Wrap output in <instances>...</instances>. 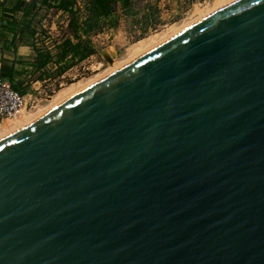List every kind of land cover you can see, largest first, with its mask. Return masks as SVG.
I'll use <instances>...</instances> for the list:
<instances>
[{
  "label": "water",
  "instance_id": "95a60500",
  "mask_svg": "<svg viewBox=\"0 0 264 264\" xmlns=\"http://www.w3.org/2000/svg\"><path fill=\"white\" fill-rule=\"evenodd\" d=\"M0 264H264V0L0 138Z\"/></svg>",
  "mask_w": 264,
  "mask_h": 264
},
{
  "label": "rangeland",
  "instance_id": "374dc122",
  "mask_svg": "<svg viewBox=\"0 0 264 264\" xmlns=\"http://www.w3.org/2000/svg\"><path fill=\"white\" fill-rule=\"evenodd\" d=\"M231 1L233 0H212L209 4L194 3L186 5L182 0H134L136 13L131 15L124 14L122 7L118 5L116 11L110 17L111 21H109V24L105 25L101 31L91 35L95 46L94 53L83 60L77 61L61 74L56 73V68L53 64H48L42 69H36L31 64L35 54L33 46L27 44L30 49L29 55L28 53L27 55H18V62L15 64L18 71L14 74V81L18 87L34 97L45 85L51 82H58L62 74H65L66 78L62 86L47 98L39 100L35 108L26 110L20 115L0 120V138L22 127L76 92L63 99L60 94L68 93L71 90L74 91L75 88L78 89L80 85H84L91 79L103 75L104 72L112 67L129 62L138 54L143 53L145 49H150L162 42L163 40L160 41L161 37L178 29L179 31L183 30L198 21V18H203L210 12L215 11V9L220 8L219 6H224ZM83 4L84 0L78 1L80 8ZM45 18L46 27L39 23L37 30L42 32V28L48 32L46 34L50 38L45 37L46 44L52 47L54 41L60 39L66 33L68 16L66 13H59L57 9L52 8L49 13H45ZM112 21H115L114 25L110 24ZM51 22L53 24L52 28L49 27ZM40 35L42 36L44 33H40ZM39 38L36 39L38 46L41 45ZM166 38L164 37V39ZM4 47V53L12 52L11 48ZM4 47L0 44L1 49ZM6 123H12V125L4 127Z\"/></svg>",
  "mask_w": 264,
  "mask_h": 264
},
{
  "label": "trees",
  "instance_id": "16d2710c",
  "mask_svg": "<svg viewBox=\"0 0 264 264\" xmlns=\"http://www.w3.org/2000/svg\"><path fill=\"white\" fill-rule=\"evenodd\" d=\"M11 3L10 7L6 3H0L1 45L15 52L19 44H31L35 52L31 64L36 69L53 64L57 74L94 53L91 35L109 24L118 5L126 15L136 13L134 0H84L81 8L77 0H13ZM40 8H55L68 16L66 33L54 41L53 48L46 44L45 37L50 38L46 34L48 32L42 28V32L37 30L36 23L40 19L35 20V17L40 14ZM110 24L114 25L115 21ZM40 33L44 35L41 36ZM38 37L41 40L40 46L36 44ZM3 49L5 47L0 48L2 75L11 81L15 89L24 92L14 81V74L18 71L15 66L17 57L3 56Z\"/></svg>",
  "mask_w": 264,
  "mask_h": 264
},
{
  "label": "built area",
  "instance_id": "2783aa9c",
  "mask_svg": "<svg viewBox=\"0 0 264 264\" xmlns=\"http://www.w3.org/2000/svg\"><path fill=\"white\" fill-rule=\"evenodd\" d=\"M212 0H182L186 5L199 3L209 4ZM2 62L0 59V120L10 116L22 114L26 110H31L38 105L39 100L47 98L54 93L66 78L65 74L61 75L58 82H51L45 85L42 90L32 97L27 92H21L15 89L9 79L2 75ZM74 77V76H73Z\"/></svg>",
  "mask_w": 264,
  "mask_h": 264
},
{
  "label": "crops",
  "instance_id": "0c3cea01",
  "mask_svg": "<svg viewBox=\"0 0 264 264\" xmlns=\"http://www.w3.org/2000/svg\"><path fill=\"white\" fill-rule=\"evenodd\" d=\"M13 0H0V3H6V6H8V7H10L11 5H12V2ZM77 1H79V0H77ZM52 8H50V9H48V10H45L44 8H40V11H39V13H42V14H39L38 16H36L37 17V19L39 20L40 19V22H37L36 23V26H37V28H39V23H40V25H42L43 27H46V18H45V13L46 12H48L49 13V11L51 10ZM43 11V12H42ZM59 13L61 12V11H58ZM62 13V12H61ZM36 17H35V20H36ZM39 17V18H38ZM52 26H53V24H52V22L50 23V28H52ZM1 43H2V41H0ZM0 43V44H1ZM27 53H28V55H29V53H30V49H29V46L27 45V44H19L17 47H16V49H15V52H10V53H3V56H6V57H14V56H16L17 58H18V55H24V54H26L27 55ZM0 56H1V54H0Z\"/></svg>",
  "mask_w": 264,
  "mask_h": 264
},
{
  "label": "bare ground",
  "instance_id": "6f19581e",
  "mask_svg": "<svg viewBox=\"0 0 264 264\" xmlns=\"http://www.w3.org/2000/svg\"><path fill=\"white\" fill-rule=\"evenodd\" d=\"M234 1V0H233ZM232 2V1H231ZM229 4V3H228ZM227 5V4H226ZM225 6V5H224ZM220 8L221 7H223V6H219ZM219 9V8H218ZM217 9V10H218ZM216 10V9H215ZM214 12V11H213ZM210 13H212V12H210ZM209 13V14H210ZM201 15V14H200ZM206 15V14H205ZM208 15V14H207ZM196 20H197V18H196ZM198 20H200L199 18H198ZM193 22V21H192ZM190 23V22H189ZM190 26V25H189ZM188 27V26H187ZM186 28V27H185ZM178 31H179V29L178 30H176V31H173V33H171V34H167L166 36H164L165 38L166 37H168V38H170V37H172L173 35H175L174 33H178ZM181 31V30H180ZM179 31V32H180ZM164 37H161L160 38V41H165L166 39H168V38H166V39H164ZM156 38V37H155ZM154 39V38H153ZM153 41V40H152ZM162 41V42H163ZM158 43V42H157ZM161 43V42H160ZM159 43V44H160ZM142 44V43H141ZM144 44V43H143ZM158 45V44H157ZM139 46V45H138ZM150 46H152V45H150ZM148 48V47H147ZM153 48V47H152ZM151 49V48H150ZM149 49H145V51L144 52H146V51H148ZM143 52V51H142ZM143 52V53H144ZM142 54V53H141ZM138 55H140V54H138ZM137 57V56H136ZM130 60V59H129ZM126 64V63H125ZM124 65V64H123ZM122 65H119V66H117V67H112L110 70H108V71H106V72H104V74L103 75H101V76H97L96 78H93V79H91L90 81H88V82H86L84 85L82 84V85H80L79 87H78V89L77 88H75L74 89V91L73 90H71L70 92H66V93H64V94H60V96H62L61 98L63 99V98H65L66 96H68V95H70V94H72V93H74V92H76L77 93V91L79 90L80 91V89L82 88V89H84V88H86L87 86H89V85H91V84H93L94 82H96V81H98V80H100V78H102L103 76L105 77L106 75H108V74H110L111 72H113L114 70H116V69H118V67H121ZM89 80V79H88ZM70 88V87H69ZM81 89V90H82ZM78 91V92H79ZM63 93V92H62ZM64 96V97H63ZM72 96V95H71ZM57 97V96H56ZM58 98V97H57ZM61 100V99H60ZM59 100V101H60ZM65 100V99H64ZM63 101V100H62ZM50 106V105H49ZM42 112V111H41ZM37 116V115H36ZM32 118V117H31ZM31 120V119H30ZM12 125V123H6L5 125H4V127H9V126H11ZM21 126V125H20ZM17 127V126H16ZM15 127V128H16ZM18 128V127H17ZM12 130V129H11ZM14 130V129H13ZM9 131V130H8ZM14 132V131H13ZM12 133V132H11ZM10 134V133H9ZM8 135V134H7ZM6 136V135H5ZM4 137V136H3Z\"/></svg>",
  "mask_w": 264,
  "mask_h": 264
}]
</instances>
